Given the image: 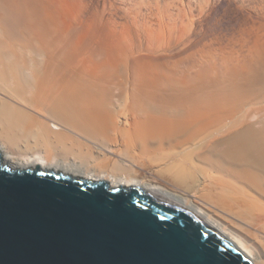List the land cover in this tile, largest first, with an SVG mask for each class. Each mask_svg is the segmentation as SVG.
<instances>
[{
  "label": "bare ground",
  "instance_id": "6f19581e",
  "mask_svg": "<svg viewBox=\"0 0 264 264\" xmlns=\"http://www.w3.org/2000/svg\"><path fill=\"white\" fill-rule=\"evenodd\" d=\"M35 4L25 23L0 14V146L34 167L154 186L264 264L247 218L264 210V23L175 58L132 55L127 30L109 27L100 56ZM148 162L172 183L139 180Z\"/></svg>",
  "mask_w": 264,
  "mask_h": 264
},
{
  "label": "water",
  "instance_id": "95a60500",
  "mask_svg": "<svg viewBox=\"0 0 264 264\" xmlns=\"http://www.w3.org/2000/svg\"><path fill=\"white\" fill-rule=\"evenodd\" d=\"M0 264H259L162 190L34 167L0 146Z\"/></svg>",
  "mask_w": 264,
  "mask_h": 264
},
{
  "label": "rangeland",
  "instance_id": "374dc122",
  "mask_svg": "<svg viewBox=\"0 0 264 264\" xmlns=\"http://www.w3.org/2000/svg\"><path fill=\"white\" fill-rule=\"evenodd\" d=\"M36 2L41 5L47 3L48 7H51L55 12H59L62 20L64 19L62 25L69 27L73 38L83 41L86 51H90L92 54L94 52L98 55H100L101 46H103L101 43H103L109 27L116 30H121L123 27L127 30V36H130L128 38L129 45L132 44L130 47L133 46L130 51L132 55L134 53L135 55H146L152 51L158 56L163 55L168 58H175L181 57L185 50L199 44L201 41L214 40L218 35L229 36L235 33L238 27L264 23V0H54V2L53 0H7V2L6 0H1L0 9L3 12H0V14L5 13V9L13 11L11 14H16V16L20 12L24 16L26 12L25 20L19 19L20 15L16 17L18 22L22 20L23 22L21 23H25L29 20L27 18V9L37 11ZM15 6L19 7L16 8ZM9 10L5 13L6 15L1 14V19L6 21L7 18V20L10 19V22H13V20L11 21L12 17L16 21L15 15L11 16ZM60 11L62 14H60ZM75 12L79 13L78 16H74L77 15ZM71 16L74 17L71 18ZM73 20L75 22L77 20L79 23L75 25L76 23ZM91 29L93 30L91 31ZM92 32L95 33L93 34ZM129 33H134L136 36L134 37V35ZM154 33L156 36L153 35ZM151 36L152 38L150 39ZM85 37L86 39L91 38V40L88 41ZM130 58L128 57L125 61L130 60ZM126 63L123 62L122 64L126 65ZM166 156V154H162L160 158L164 160ZM144 165L143 171L137 173L139 180H144V182L152 181L165 186L167 182L172 183V174L162 164L148 162ZM262 205L264 206V202ZM258 208L260 210L257 209L255 211L258 214L253 211L254 214L251 212L247 218H249L248 221L250 220V223H253L251 225L256 229L251 232V236L254 239L258 237L256 241L261 240L259 242L263 245L264 210L261 207ZM260 236H262V239H259Z\"/></svg>",
  "mask_w": 264,
  "mask_h": 264
}]
</instances>
